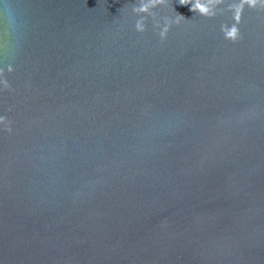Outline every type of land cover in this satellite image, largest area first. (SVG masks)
Masks as SVG:
<instances>
[{
	"label": "water",
	"instance_id": "water-1",
	"mask_svg": "<svg viewBox=\"0 0 264 264\" xmlns=\"http://www.w3.org/2000/svg\"><path fill=\"white\" fill-rule=\"evenodd\" d=\"M0 264H264V0H0Z\"/></svg>",
	"mask_w": 264,
	"mask_h": 264
}]
</instances>
